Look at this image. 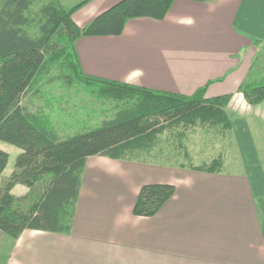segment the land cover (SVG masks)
<instances>
[{
  "label": "crops",
  "instance_id": "1",
  "mask_svg": "<svg viewBox=\"0 0 264 264\" xmlns=\"http://www.w3.org/2000/svg\"><path fill=\"white\" fill-rule=\"evenodd\" d=\"M57 1L71 7L81 0ZM118 1L89 0L72 18L83 27ZM261 35L264 0H174L161 20L132 18L118 36L78 38L85 74L184 95L206 86L204 98L231 94L225 110L235 156L205 171L91 155L69 232L24 229L14 240L0 232V264H264V166L248 120L263 122L264 110L259 117L229 111L242 96L248 37ZM8 165L0 184L13 170ZM144 183L175 186L151 216L132 212ZM27 191L23 184L11 189L15 196Z\"/></svg>",
  "mask_w": 264,
  "mask_h": 264
},
{
  "label": "trees",
  "instance_id": "2",
  "mask_svg": "<svg viewBox=\"0 0 264 264\" xmlns=\"http://www.w3.org/2000/svg\"><path fill=\"white\" fill-rule=\"evenodd\" d=\"M88 1L64 7L57 0H48L33 13V0H0V140L21 149L12 172L0 184V232L11 240L24 229L69 232L89 156L146 161L144 156L152 152L166 131L197 124L231 128L225 111L231 94L204 98L206 86L190 95L177 94L88 75L80 67L75 49L78 38L118 36L132 18L161 20L174 0H120L80 27L72 15ZM30 26L36 28V34L27 30ZM249 39L255 44L259 41ZM56 59H61L80 81L96 84L106 95L134 100L124 101V106L94 128L59 136L47 115L22 104L23 97L50 72ZM237 90L250 105L264 103V76H246ZM7 160L8 153L0 148V173ZM221 165L218 155L190 167L214 171ZM17 183L28 188L24 195L11 193ZM174 190L171 183L142 184L133 214L153 215Z\"/></svg>",
  "mask_w": 264,
  "mask_h": 264
},
{
  "label": "rangeland",
  "instance_id": "3",
  "mask_svg": "<svg viewBox=\"0 0 264 264\" xmlns=\"http://www.w3.org/2000/svg\"><path fill=\"white\" fill-rule=\"evenodd\" d=\"M44 2H47V0H33L30 9L34 13ZM237 28L242 29L240 26H237ZM27 30L31 34H36L37 31L34 26L28 27ZM256 39L259 40L256 44L250 41L253 47L247 52L248 56L251 53L250 64L245 75L248 78L264 76V35ZM245 51L246 48L243 47L241 56L245 55ZM237 92L239 91L237 90ZM126 100L132 102L134 97L127 99L125 96L114 98L106 95L99 90L96 84L80 81L73 75L69 67L62 64L61 59H56L50 72L39 78L34 84L33 90L23 97L22 104L30 110H38L47 115L49 124L55 128L57 134L61 137H67L76 132L98 126L103 119L111 117L118 108L124 106ZM236 106V109L231 110L229 108V111H233L232 114L238 117L247 113L256 114L259 117L264 110L263 104L250 105L247 103L243 94ZM251 106L254 108H250ZM225 109H227V106ZM248 120L253 127L256 145L264 166V123L255 122L249 117ZM257 120L259 119L257 118ZM180 131H183V134ZM229 131L221 125L202 124H197L185 130L180 127L166 131L161 133L159 136L160 142L144 158L153 162L159 160L165 164L170 162L177 167L180 163L184 164L185 167L200 165L209 162L218 154L222 161L225 157L229 161L231 157L235 156L231 150V132ZM0 144L5 146L9 153L8 169H10L9 167H13L16 157L15 152L18 148L3 140H0Z\"/></svg>",
  "mask_w": 264,
  "mask_h": 264
}]
</instances>
